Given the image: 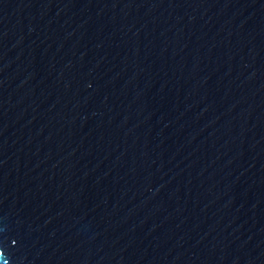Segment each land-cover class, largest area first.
I'll use <instances>...</instances> for the list:
<instances>
[{
  "label": "water",
  "instance_id": "1",
  "mask_svg": "<svg viewBox=\"0 0 264 264\" xmlns=\"http://www.w3.org/2000/svg\"><path fill=\"white\" fill-rule=\"evenodd\" d=\"M0 264H264V0H0Z\"/></svg>",
  "mask_w": 264,
  "mask_h": 264
}]
</instances>
